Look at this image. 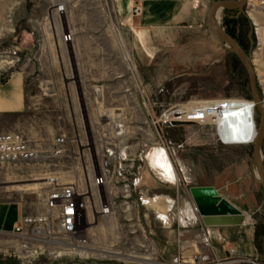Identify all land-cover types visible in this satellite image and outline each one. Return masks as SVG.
I'll return each instance as SVG.
<instances>
[{
	"label": "rangeland",
	"instance_id": "374dc122",
	"mask_svg": "<svg viewBox=\"0 0 264 264\" xmlns=\"http://www.w3.org/2000/svg\"><path fill=\"white\" fill-rule=\"evenodd\" d=\"M216 1L201 0V22L193 27L142 30L140 43L133 28L124 24L116 0H0V61H5L0 82L23 75L30 107L23 115L5 117L4 132L21 131L43 150L59 136L67 139L61 155L0 165V202L21 204V217L41 213L47 179L85 189L97 175L114 174L134 159L139 174L147 175L154 194L162 198L159 202L166 198L172 227L161 221L158 210H165V205L156 209V202L149 207L138 204L130 212L132 219L125 221L90 211L85 242L59 237L61 248L46 244L34 256L39 245L28 250L15 236H5L0 241V264L169 263L179 237L172 232L177 228L174 214L181 213L184 203L201 225L190 188L203 183L216 184L245 208L260 206L256 221L263 255L264 187L255 178L252 143L225 145L210 126L173 127L165 122L172 109L196 102H252L243 65L209 30L208 12ZM59 6L63 12H58ZM244 10L246 14L222 10L218 22L252 56L261 93L264 0H249ZM65 34L72 36L71 43H63ZM254 121L259 122L257 110ZM161 148L174 167V181L152 167ZM132 171H125V180ZM92 193L98 211L99 193L95 189ZM122 207H129V198H122ZM148 244L157 252L154 261L137 253Z\"/></svg>",
	"mask_w": 264,
	"mask_h": 264
},
{
	"label": "built area",
	"instance_id": "2783aa9c",
	"mask_svg": "<svg viewBox=\"0 0 264 264\" xmlns=\"http://www.w3.org/2000/svg\"><path fill=\"white\" fill-rule=\"evenodd\" d=\"M58 10V12H63L62 7H59ZM140 12L141 10L138 7L132 8V15H138ZM62 41L65 44H69L72 42V36L65 34ZM260 94L264 104L263 89H261ZM231 100L235 99L220 101L222 103L220 107L212 106L208 103L194 104L189 108L187 105L181 106L168 112L165 122H168L173 127L189 124L210 126L215 131L218 141L224 144L222 139H220L218 127L225 114L224 110L228 107ZM66 141L65 136H59L52 140L49 149L43 150L21 131L0 132V165L37 162L45 156L61 155ZM131 161V163L122 164L114 174L105 172L97 175L92 181V186L89 185L85 189H81L75 184L63 185L57 179H50L49 189L44 198V210L41 213L23 216L15 226L13 234L15 239L25 245L28 250L37 248V245L41 246L40 248L38 246L34 251L33 254L35 256L44 251L43 246L46 244H57L58 249L61 248L62 243L59 244V241H57L59 237L81 241L84 238L85 242L90 211L101 217L118 216L123 218L124 221L125 219H132L130 212L136 211L138 204H141L142 207H149L152 203L149 199L134 196L135 191L140 188L141 175L135 167L134 159ZM127 169H134L132 180H125V171ZM121 182L129 183L130 194H122L120 192ZM107 188L109 189L108 191ZM92 189L97 190L99 193L100 207L98 211L95 210L93 205L95 199ZM122 198H129V207H122ZM168 212H170V208ZM162 222L165 224L164 221ZM210 241L209 235L202 242L188 241L179 235L176 244V254L166 264H264L262 255L240 256L237 253V249L231 245L228 246L225 240L218 242L225 253V257L221 259L215 249H211ZM201 244L209 247L211 251L201 252ZM142 250L144 251L140 252L138 250L137 253L150 255L156 252L155 248L150 244L142 248ZM156 257L155 255V259Z\"/></svg>",
	"mask_w": 264,
	"mask_h": 264
},
{
	"label": "crops",
	"instance_id": "0c3cea01",
	"mask_svg": "<svg viewBox=\"0 0 264 264\" xmlns=\"http://www.w3.org/2000/svg\"><path fill=\"white\" fill-rule=\"evenodd\" d=\"M119 4V10L124 17V24L133 28L139 37V42L143 43L142 30L152 31L159 28L171 27L175 25H184L185 27H193L201 22L203 14L201 10V0H116ZM138 7L141 12L138 15H132V8ZM30 109L29 103H27L26 97V85L23 75L17 73L14 74L8 81L0 82V132L5 131V126L1 124L3 119L8 116L23 115ZM162 152V155L158 152ZM153 158V168L159 170L168 181H174L176 174L174 172L173 165L168 162V157L164 151L157 150ZM155 154V152H154ZM261 154L264 163V138L262 141ZM166 156V157H163ZM159 157L162 161H165L170 171L166 172L156 166L155 160ZM168 160V161H167ZM110 173V172H108ZM127 175L128 179L132 180L134 177V169ZM121 186H124L123 194L126 190L130 189L128 182H121ZM151 180L148 182L146 174L141 175L140 188L135 191V197H149L151 202L155 203V208L159 205H165V210H158L161 214V218L171 227L170 217L168 210L170 206L166 205V198L164 202H159L160 197H157L151 189ZM201 186H213L218 193L234 205L237 209L246 215V223L241 226H228V227H214L206 228L202 223H198V218L193 210L184 203V206L180 210L181 213H177L175 216V222L177 224L176 231L172 230L175 234H179L185 240L202 242L206 236L210 237L211 249H215L219 258H224L225 253L222 246L218 243L220 240H225L228 246L231 245L237 249V253L240 256H254L262 255L260 250V238L257 236V216L260 212L258 206L256 209L245 208L236 203L231 196L225 195L219 186L211 183H203ZM258 191H260L261 185H257ZM260 186V187H259ZM126 199V198H123ZM157 209V208H156ZM24 212L23 207L19 203L15 202H0V241L2 237L10 236L14 237V229L22 214ZM209 247H205L201 244V252H210ZM263 256V255H262Z\"/></svg>",
	"mask_w": 264,
	"mask_h": 264
},
{
	"label": "water",
	"instance_id": "95a60500",
	"mask_svg": "<svg viewBox=\"0 0 264 264\" xmlns=\"http://www.w3.org/2000/svg\"><path fill=\"white\" fill-rule=\"evenodd\" d=\"M248 0H219L214 2L208 12V27L219 41L223 42L243 65L249 82L250 97L254 111L259 114L256 137L252 143V163L264 187V163L261 154L264 138V104L261 99L257 82L256 70L252 56L247 54L239 43L232 38L217 21L218 13L226 9H238L246 14L245 6ZM190 195L206 228L241 226L246 222V215L222 197L213 186H195L190 188ZM263 260H264V228H263Z\"/></svg>",
	"mask_w": 264,
	"mask_h": 264
},
{
	"label": "bare ground",
	"instance_id": "6f19581e",
	"mask_svg": "<svg viewBox=\"0 0 264 264\" xmlns=\"http://www.w3.org/2000/svg\"><path fill=\"white\" fill-rule=\"evenodd\" d=\"M62 9L64 11L63 6H62ZM52 15L56 16V14L54 12L52 13ZM250 17H251V15H250ZM217 18H218V16H217ZM217 21H218V19H217ZM4 62L5 61H0V66ZM256 76H257V74H256ZM220 101H222V100H214V101H209V102H205V103L196 102V103H192L190 105H187V107L188 108L192 107L194 104L195 105H201V104H206V103H208L212 106L220 107V105L222 104V103H220ZM224 112H225V114H224L222 120L220 121L219 127H218L220 139H222L224 144L225 145H237V144L248 145V144L253 143V140L256 137V133H257V124H255V121H254L255 111H254L253 102L240 100V99L231 100L230 103L228 104V107L224 110ZM161 149L164 151V153L168 157L166 150L164 148H161ZM155 163H156V166L159 167L160 169H162L163 171H166V172L170 171L168 164L165 161H162L159 157H157V160H155ZM254 173H255L256 180L260 182V177H259L258 173L256 172V170ZM49 180H50V178L47 179V181H49ZM47 184L49 185V182H47ZM146 202L149 203L148 201H146ZM151 203L153 205V202H151ZM154 203H155V201H154ZM103 217L108 218L110 216H108V217L103 216ZM160 219H161V221H164L162 218H160ZM165 226H167L166 222H165ZM155 253L156 252H153L150 255L148 254L149 256H151V257H149L150 258L149 261H154L155 255H156ZM130 258H135L137 260H142V261L148 260V257H141L140 258V256H135V257L130 256Z\"/></svg>",
	"mask_w": 264,
	"mask_h": 264
},
{
	"label": "trees",
	"instance_id": "16d2710c",
	"mask_svg": "<svg viewBox=\"0 0 264 264\" xmlns=\"http://www.w3.org/2000/svg\"><path fill=\"white\" fill-rule=\"evenodd\" d=\"M225 12L227 11V12H230V11H232V12H236V13H238V14H240L239 12V10L238 9H226V10H224ZM226 32L232 37V38H234L238 43H239V45L245 50V47L243 46V44L236 38V36H234V34H232V32L231 31H229L228 29H226ZM246 51V50H245ZM239 62V61H238ZM250 99H251V97H250ZM258 230V229H257ZM257 236H258V231H257Z\"/></svg>",
	"mask_w": 264,
	"mask_h": 264
}]
</instances>
